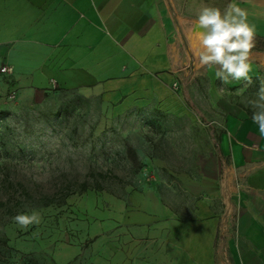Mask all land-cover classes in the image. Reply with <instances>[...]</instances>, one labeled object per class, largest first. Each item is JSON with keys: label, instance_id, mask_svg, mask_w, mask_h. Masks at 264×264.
I'll use <instances>...</instances> for the list:
<instances>
[{"label": "rangeland", "instance_id": "1", "mask_svg": "<svg viewBox=\"0 0 264 264\" xmlns=\"http://www.w3.org/2000/svg\"><path fill=\"white\" fill-rule=\"evenodd\" d=\"M165 1L194 23L204 7L223 12L228 4ZM188 40L190 68H200L199 42ZM5 67L0 61V264H187L163 225L195 216L204 196L190 185L203 179L201 157L217 154L223 130L215 121L229 106L252 117L264 70L224 83L219 66H208L196 78L199 91L179 95L181 105L172 107L148 94L109 102L97 90L24 97ZM33 211L38 224L15 222Z\"/></svg>", "mask_w": 264, "mask_h": 264}, {"label": "crops", "instance_id": "2", "mask_svg": "<svg viewBox=\"0 0 264 264\" xmlns=\"http://www.w3.org/2000/svg\"><path fill=\"white\" fill-rule=\"evenodd\" d=\"M229 3L255 26L261 43L251 50L248 75L258 74L264 0ZM195 24L165 0H0V61L11 70L3 75L24 97L97 90L109 102L148 94L178 107L179 95L188 100L199 91L196 78L209 72L200 63L190 68ZM226 109L215 121L223 130L217 154L201 157L203 179L190 185L192 195L204 196L195 216L185 225H163L174 232L187 264H215V254L224 264L225 251L230 264H264V135L248 112Z\"/></svg>", "mask_w": 264, "mask_h": 264}, {"label": "clouds", "instance_id": "3", "mask_svg": "<svg viewBox=\"0 0 264 264\" xmlns=\"http://www.w3.org/2000/svg\"><path fill=\"white\" fill-rule=\"evenodd\" d=\"M194 36L199 42L195 55L202 66H219L216 77L224 83L232 80H249L250 54L254 47L255 26L247 19V12L235 3H229L221 12L218 7H204L198 17ZM258 101L253 102L252 120L264 135V86L258 92ZM15 222L23 228L38 224L40 216L18 214Z\"/></svg>", "mask_w": 264, "mask_h": 264}, {"label": "trees", "instance_id": "4", "mask_svg": "<svg viewBox=\"0 0 264 264\" xmlns=\"http://www.w3.org/2000/svg\"><path fill=\"white\" fill-rule=\"evenodd\" d=\"M129 157L131 158V160L136 164V166L138 167V169H140V164L138 162V159H137V155L136 153L133 151L129 154ZM82 189L84 191H87L88 190V187H87V184L83 185L82 186ZM102 188L99 186L98 188H95V190H101Z\"/></svg>", "mask_w": 264, "mask_h": 264}, {"label": "built area", "instance_id": "5", "mask_svg": "<svg viewBox=\"0 0 264 264\" xmlns=\"http://www.w3.org/2000/svg\"><path fill=\"white\" fill-rule=\"evenodd\" d=\"M10 72H11V70L8 69V68H6V67L2 69V73L3 74H8ZM224 255H225L224 258H223L224 264H230L229 259H228V253H227V251L224 252Z\"/></svg>", "mask_w": 264, "mask_h": 264}, {"label": "bare ground", "instance_id": "6", "mask_svg": "<svg viewBox=\"0 0 264 264\" xmlns=\"http://www.w3.org/2000/svg\"><path fill=\"white\" fill-rule=\"evenodd\" d=\"M194 30H196V24H195V28L192 31L191 38H192L193 41H195V43H197L198 41L196 40V38H195V36L193 34L194 33Z\"/></svg>", "mask_w": 264, "mask_h": 264}]
</instances>
